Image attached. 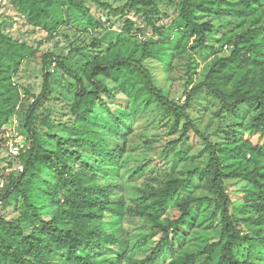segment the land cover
Returning a JSON list of instances; mask_svg holds the SVG:
<instances>
[{
	"label": "trees",
	"instance_id": "1",
	"mask_svg": "<svg viewBox=\"0 0 264 264\" xmlns=\"http://www.w3.org/2000/svg\"><path fill=\"white\" fill-rule=\"evenodd\" d=\"M58 1L18 3L29 7L37 20ZM67 1L85 15L89 1L125 17L130 12L140 14L152 31L164 38L159 3L166 0H127L117 8L101 0ZM173 1L179 10L180 37L163 55L149 41L137 46L128 42L126 53L113 61L95 54L82 73L61 55H44V88L27 110L24 124L30 144L21 155L25 166L20 173L9 175L6 192L0 195V211L12 203L13 196L19 197L24 208L14 219L0 217V264H264V0ZM206 15L222 21L227 32L219 34L212 23L201 21L199 17ZM125 28L143 31L128 17ZM119 39L110 44L98 41L100 51L116 50ZM225 45L232 48L230 55H218L195 84L196 55L209 48L219 52ZM186 48L191 57L186 63V100L180 104L156 85L146 61L157 58L169 67ZM27 55L23 46L0 30V123L18 107L21 95L11 73ZM54 64L79 82L71 110L87 127L77 137L60 135L55 130L63 123L53 124L49 115L39 117L36 113L53 93ZM85 78L92 87L84 86ZM201 95L219 106L218 125L212 131L208 130L214 117L202 128L201 115L194 113H202L196 104ZM153 104L174 118L173 130L179 133L167 144L166 152L180 147L176 154L186 155L185 145L193 139L203 144L200 156L205 157L186 170L174 172V166L157 186L140 194L135 216L149 224L151 234L161 236L146 257L135 259L133 254L146 246L148 236L133 241L124 230L125 218L134 207L125 196V185L116 180L100 185L98 179L119 171L125 160L121 161L125 136L138 115ZM242 106L255 110L246 125L238 117ZM47 130L54 133L44 136ZM103 130L116 141L115 147L106 142ZM150 164L145 161L132 178L144 175ZM37 173L54 179L53 188L45 193L58 206L32 196L27 182ZM230 179L246 182L243 205L237 209L227 189ZM18 203L14 205L19 208ZM171 209L178 215L168 219ZM50 211L51 217L47 216ZM213 221L220 224L219 240L203 249L187 248L190 234Z\"/></svg>",
	"mask_w": 264,
	"mask_h": 264
},
{
	"label": "rangeland",
	"instance_id": "2",
	"mask_svg": "<svg viewBox=\"0 0 264 264\" xmlns=\"http://www.w3.org/2000/svg\"><path fill=\"white\" fill-rule=\"evenodd\" d=\"M18 1H0V30L8 35L16 45L23 46L28 51V55L23 59L19 68L11 73V79L21 95L18 107L6 121L0 123V195L6 192L9 175L12 172L20 173L25 166L21 155L27 151L30 144L24 124L27 110L44 88V55L47 53L61 55L66 58L67 63L74 70L82 73L87 66L86 62L93 60L95 54L113 61L126 53L128 47L126 44H130L128 42H135L137 46L142 42L149 41L156 46V51L163 55V53L171 51L176 46L180 37L179 10L173 0L159 3L162 14V20L159 24L165 27L164 38L158 37L146 23L144 17L134 12L128 13L127 17L133 20L136 27L141 28L143 31L137 32L134 30L130 32L126 30L127 17L117 12L110 13L108 8L99 7L94 1L87 3L88 15H85L69 5L67 0H59L50 6L46 16H41L37 20L33 19L34 12L29 7L21 6ZM101 1L110 4L114 8L127 2V0ZM89 17L92 18V21L89 20ZM199 18L203 22L209 21L212 23L219 34L226 33L228 30L222 28V21L218 18H212L208 15ZM94 23H96L95 26ZM119 37L121 42L115 47L116 50L100 51L98 41L104 40L105 43L110 44L117 41ZM101 48L104 49L103 46ZM231 50L230 46L225 45L223 50L219 52L209 48L197 54L196 61L198 65L194 76L195 84L204 78L210 65L218 55L228 56ZM190 57L191 51L186 48L176 56L172 66L169 67L157 58L146 61L156 85L170 99L180 104H183L186 100V63ZM51 78L53 93L41 102L36 113L39 117L49 115L53 124L63 123V126H59L55 130L60 135L66 138L77 137L80 134L79 131L87 127L86 123L73 114L71 110V104L79 87V82L68 76L62 68L55 64L51 68ZM84 82L85 87H92L86 78ZM196 104L202 110V113L194 112L195 115H201L202 128L206 126L211 117H214L213 126L208 131L215 129L218 125V118L215 117L219 108L217 102L208 96L201 95ZM254 114L253 107L242 106L238 117L246 125ZM174 122V118L159 105H151L146 113L138 115L132 129L125 136L126 149L121 161L125 160L119 171L103 174L98 179L100 185H104L110 180L123 181L125 185V196L128 197V202L133 204L134 207L132 213L125 218L124 230L129 233L133 241L141 236H148L146 246L141 245L133 254L135 259L146 257L150 252V246L156 243L161 236L158 232L151 234L152 230L149 224L145 223L142 218L135 216L141 204L140 199H138L140 194L157 186L159 180L166 177L174 166V172L186 170L200 163L205 157L200 156L203 144L193 139H190V144L185 145L187 148L186 155L182 154L180 157L176 154L180 147L166 152L167 144L179 135L173 130ZM53 133L54 131L49 132L47 130L44 132V136ZM102 133L106 135V142L111 147H115L116 141L108 136L106 131L103 130ZM253 139L258 140L256 137H253ZM47 144L51 145L50 143ZM86 155L91 157L89 159L93 158L88 152H86ZM145 161H151V164L146 168L144 175L133 179V173ZM53 180L52 177L37 173V176L30 178L27 185L35 200L45 204L52 203L56 207L59 203H54L51 200L52 198L45 193L46 189L53 188ZM245 186V181L227 180V189L234 200L235 209L243 205L242 195ZM18 201L19 197L13 196L11 198L12 203L0 211V217L14 219L23 213L24 208ZM14 202H17L20 207L15 206ZM52 215L51 211L47 214L49 217ZM177 215V210L171 209L167 217L171 219ZM105 226L111 231L110 225L105 224ZM219 238L220 224L218 221H213L207 226L195 229L190 234L187 240V248L203 249L206 245L219 240Z\"/></svg>",
	"mask_w": 264,
	"mask_h": 264
}]
</instances>
